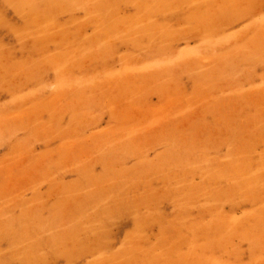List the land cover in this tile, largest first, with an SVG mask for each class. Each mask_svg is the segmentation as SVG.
Listing matches in <instances>:
<instances>
[{
	"label": "rangeland",
	"instance_id": "1",
	"mask_svg": "<svg viewBox=\"0 0 264 264\" xmlns=\"http://www.w3.org/2000/svg\"><path fill=\"white\" fill-rule=\"evenodd\" d=\"M0 264H264V0H0Z\"/></svg>",
	"mask_w": 264,
	"mask_h": 264
}]
</instances>
